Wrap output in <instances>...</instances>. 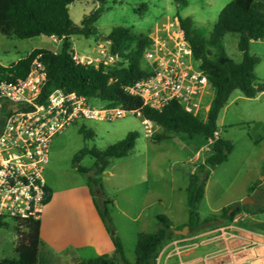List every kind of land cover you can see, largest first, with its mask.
Wrapping results in <instances>:
<instances>
[{
  "label": "trees",
  "instance_id": "1",
  "mask_svg": "<svg viewBox=\"0 0 264 264\" xmlns=\"http://www.w3.org/2000/svg\"><path fill=\"white\" fill-rule=\"evenodd\" d=\"M74 1L0 0V34L2 36L27 40L55 35L62 40L58 53L40 48L34 49L26 57L7 67L0 65L1 80L25 77L32 60L35 56L41 55V61L47 71V80L42 90L43 99L52 91L60 89L67 93H77L87 99H98L110 107L137 111L143 119L153 122L162 129V134L152 137L154 142L173 139L174 134H185L190 137L200 135L206 140L214 138V133L217 132L218 116L234 90H239L244 97L250 99L264 92V84H256L253 75L257 60L248 54L249 42L264 38V0L229 2L218 14L216 24L208 38L194 27L189 18H178L191 47L193 58L200 62L199 67L206 73L213 90V97L205 118L185 112L176 101L170 102L159 112L143 106L139 98L130 96L124 91L126 87L147 76V71L140 66L143 53L150 45V38L147 35L137 34L122 26L111 29L108 35L109 53L117 54L119 62H126V67L120 63L119 66L105 72L103 65L95 68L93 65L76 64L72 60L73 51L69 40L72 36L100 37L94 24L104 11V0H96L100 2V6L85 16L80 26L73 24L69 17V5ZM175 2L186 4L185 0H175ZM146 10L144 6L138 11L143 15ZM228 33L240 36L237 47L243 54V58L239 64L229 59L223 51L221 40ZM135 139L136 133L129 132L122 140L105 149H84L75 154L72 159L71 166L87 179L98 215L111 236L114 246L111 255L80 260L77 264H156L161 249L174 239L181 237L174 234V230L181 229V226L174 229L166 216L157 215L155 231L137 235L134 262L131 263L124 257L121 241L112 227L110 202L106 199L102 188L101 175L110 166L111 160L123 158L130 153L134 148ZM211 151V155L206 158L204 164L199 165L190 175L185 189L188 207L186 226L190 231L198 230L201 225L214 222L217 217L230 221L235 214L248 207L239 202L234 203L223 208L219 215L200 221L198 207L204 196L208 170L227 162L233 152V146L229 141L218 137L214 139ZM84 156L93 159V165L90 168L80 166V160ZM262 173L264 177V162ZM255 188L256 185L251 186L249 190L254 191ZM49 199L50 190L48 189L44 205ZM6 221L5 218L0 217V230L9 227ZM15 223L16 258H3L0 264H43L39 260L41 243L39 219H24Z\"/></svg>",
  "mask_w": 264,
  "mask_h": 264
},
{
  "label": "rangeland",
  "instance_id": "2",
  "mask_svg": "<svg viewBox=\"0 0 264 264\" xmlns=\"http://www.w3.org/2000/svg\"><path fill=\"white\" fill-rule=\"evenodd\" d=\"M231 1L185 0L184 5L175 0H104V11L94 24L100 37L72 36L69 43L72 51L93 61V64L99 59L104 71L109 72L123 63L104 64L99 55L102 49L109 53L108 35L113 27L122 26L137 34L150 36L174 18H189L194 27L208 38L218 14ZM99 6L100 2L96 0H75L69 5L71 22L80 26L83 18ZM144 6L147 10L141 15L138 10ZM239 40L240 36L234 33L225 34L221 40L224 53L236 64L243 58L237 47ZM61 45V40L54 42L45 36L20 40L0 34V65L7 67L37 48L58 53ZM248 54L257 60L253 69L255 83L264 84V38L249 42ZM122 65L127 66L126 62ZM140 66H145L143 58ZM212 97L213 90L210 91L207 103ZM88 105L94 109L108 106L95 98H89ZM142 120V116L131 115L112 121L81 119L59 134L50 148V156L59 167L69 170L67 167L71 166L73 156L79 151L91 148L102 150L122 140L129 132L136 133L134 148L130 153L123 158L111 160L110 166L101 175L105 196L109 194L114 201L113 205H116L113 214L110 213L112 227L122 243L124 257L131 263L135 259L133 233L136 229L154 230L150 229L151 217L168 216L177 224L187 221L184 187L188 185L191 171L195 167L192 157L198 148L206 145L203 136L190 137L185 134H174L173 139L154 142L152 137L162 134V129L157 126L153 135L146 137ZM216 126L220 137L232 144L233 152L227 163L208 170L205 183L207 202L202 200L198 207L201 217L211 214L209 205L215 209L233 201L243 192L252 196L254 192H264L263 187H258L264 182V96L250 99L239 90H234L221 110ZM248 136L258 142L251 144ZM79 164L90 168L93 159L84 156ZM83 179L87 182L85 176ZM254 185L255 190L250 191L249 188ZM246 198L253 200L251 197ZM254 198H257L256 194ZM174 203H180V206L174 207ZM119 209H125L127 217L120 215ZM6 222L9 227L0 231V256L3 252L4 256L16 258L15 252L11 251V238L16 237L17 240L14 230L16 223L13 220ZM153 222L156 228L155 219ZM145 223H148L146 227Z\"/></svg>",
  "mask_w": 264,
  "mask_h": 264
},
{
  "label": "built area",
  "instance_id": "3",
  "mask_svg": "<svg viewBox=\"0 0 264 264\" xmlns=\"http://www.w3.org/2000/svg\"><path fill=\"white\" fill-rule=\"evenodd\" d=\"M150 45L143 53L147 76L124 91L141 100L143 106L161 112L176 101L193 116L205 118L209 110L207 98L212 90L200 62L193 58L178 18L162 25L150 36ZM56 42L55 35L49 37ZM104 64L119 62L117 54L99 50ZM76 64H96L75 51ZM47 71L41 55L32 60L27 75L13 80L0 79V217L18 222L39 219L48 195L45 172L50 161L53 140L81 119L112 121L125 116L141 117L137 111L121 107L90 108L88 99L77 93L56 89L43 99L42 90ZM146 137L155 132L153 122L143 119ZM214 138L206 141L212 146ZM224 231V230H223ZM224 234V232H223ZM172 253L180 256L178 241H171ZM184 264V263H180Z\"/></svg>",
  "mask_w": 264,
  "mask_h": 264
},
{
  "label": "crops",
  "instance_id": "4",
  "mask_svg": "<svg viewBox=\"0 0 264 264\" xmlns=\"http://www.w3.org/2000/svg\"><path fill=\"white\" fill-rule=\"evenodd\" d=\"M263 94L264 92L258 94L256 98L263 97ZM248 139L251 144L258 142L257 139L255 140L251 136H248ZM205 142L206 145L198 148L192 157L195 167L191 174L195 172L199 165L204 164L206 158L212 153L211 146L206 139ZM231 155L228 160H230ZM67 168L70 171L66 168L61 169L57 161L50 156L45 172V180L50 190V199L44 205L39 216L41 241L39 260L43 264H77L80 260L92 259L100 255H111L114 250L111 236L107 233L98 215L93 195L87 182H84V175L78 173L72 166ZM187 186L184 187V191ZM206 187L202 200L207 202ZM258 187L264 188V182ZM254 193L257 198H254L255 194L252 196V194L249 195L243 192L233 201L215 209L208 203L211 214L201 217L198 212L201 222L207 217L219 215L223 208L231 204L241 203V200L246 197L253 199V202L246 204L248 207L235 214L232 220L228 221L217 217L214 222L201 225L198 230H189L187 236L174 239L180 244V256L172 253L170 243L166 244L161 249L156 264H264V192L257 191ZM106 199L110 202L109 211L113 214L116 205H113L114 201H112L109 194ZM179 206L180 203H174V207ZM118 211L121 212L120 215L127 217L125 209H119ZM255 211L258 212L250 214L255 213ZM156 216L151 217L150 220V229L154 230L136 229L133 233V252L139 233H152L155 231L153 221ZM166 217L168 218V216ZM168 219L174 229L180 226L183 227L187 223L186 221L177 224L170 218ZM147 225L148 223H145L144 227ZM15 244L16 237L11 238L12 252H14ZM4 255L1 252L0 260L13 258L11 255Z\"/></svg>",
  "mask_w": 264,
  "mask_h": 264
},
{
  "label": "water",
  "instance_id": "5",
  "mask_svg": "<svg viewBox=\"0 0 264 264\" xmlns=\"http://www.w3.org/2000/svg\"><path fill=\"white\" fill-rule=\"evenodd\" d=\"M59 40H61V38H58ZM103 39V38H101ZM103 40H107V39H103ZM253 201L249 198L243 199L241 201L242 205H246V204H251ZM174 234L177 236H181V237H185L189 234V227L188 226H183L181 229H175L174 230Z\"/></svg>",
  "mask_w": 264,
  "mask_h": 264
}]
</instances>
